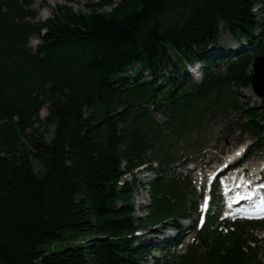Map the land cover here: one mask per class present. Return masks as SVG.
Instances as JSON below:
<instances>
[{
    "label": "trees",
    "instance_id": "trees-1",
    "mask_svg": "<svg viewBox=\"0 0 264 264\" xmlns=\"http://www.w3.org/2000/svg\"><path fill=\"white\" fill-rule=\"evenodd\" d=\"M31 3L0 0V264H261L249 223L224 234L207 222L185 253L154 256L163 243L135 231L190 214L184 179L157 176L144 218L131 200L134 169L166 172L228 110L264 132V95L261 107L239 97L264 55V0H94L44 21ZM195 61L198 81L185 72Z\"/></svg>",
    "mask_w": 264,
    "mask_h": 264
},
{
    "label": "rangeland",
    "instance_id": "rangeland-1",
    "mask_svg": "<svg viewBox=\"0 0 264 264\" xmlns=\"http://www.w3.org/2000/svg\"><path fill=\"white\" fill-rule=\"evenodd\" d=\"M94 2L88 1V0H32L31 3V9L34 12L35 21H43L46 20L47 18L52 17V10L57 8L58 6L65 5L68 7H71L73 11L76 12H88L89 10L85 6L86 3ZM105 10H109L110 7H105ZM254 13L256 14L258 12V6H255L253 9ZM37 38L35 36L31 37V40L29 42V45L34 48L36 44ZM219 44L227 45L228 47H234L235 45V40L233 39L231 33L228 30H223L221 31L219 35ZM200 70L197 68L194 70L190 76L192 75L199 76ZM239 97H250L251 101H259V97L254 94L253 90L251 87L248 88H242L241 94ZM250 101V102H251ZM252 104V103H251ZM47 113L46 108H44L41 113L39 114L42 120L44 121V117ZM157 119L159 121H163V118L161 117L160 114H155ZM239 114L233 113V112H228L226 113V118H223L219 120L215 125L203 129V132L205 134L206 132V137L204 140L206 141V146H209V150H204L200 155H197L196 158L193 159L194 162V168L193 170L191 169L190 171H187L185 168L182 166L177 167L178 161L174 163V166L171 167L172 172L176 175L177 173H183V172H189L188 174L190 175L189 177L191 178V183L190 186H192V192L191 189H189L190 193L187 195V200L188 204L190 205L192 200L198 201L200 204L199 200V193H203V184L204 180L207 176V173L210 169L215 166V164L220 163L221 157L225 156L226 153H230L232 150H234L237 146L245 145L249 143L248 141L251 142L250 138L248 137L247 134H242L240 130L238 129L239 126V120L240 117L238 116ZM45 127V140L49 141L52 137V132L54 129V123L53 122H48L46 123ZM192 138V137H190ZM212 147H216V149H213ZM253 149V148H252ZM255 151V154L251 157L248 158V163L250 164L251 161L253 162H259V160L264 159V147H261L260 149H253ZM223 154V155H222ZM201 155H203L201 157ZM33 168L36 172L41 171V165L38 161L33 162ZM199 173V174H198ZM184 175V174H183ZM147 175H145V172L143 170H140L137 172V178L140 179L141 184H138L135 187L134 193H133V199L134 202L136 203L137 207H140L139 210H136V214L138 215H145L147 210L144 209L146 203L144 204L145 201H147V196L146 194L148 186H143L142 183L147 181ZM195 177V178H194ZM143 206V208H142ZM193 217L195 216V213L192 214ZM192 219L190 220H184V223L191 222ZM193 233V232H192ZM192 233L186 234V240H190L192 238ZM258 235L261 237L263 235L262 231L258 230ZM261 243L259 245V251H258V257L259 260L261 261L262 264H264V238H261ZM54 248H60L63 247V244H54ZM180 249H185V245L181 248L179 247L177 250Z\"/></svg>",
    "mask_w": 264,
    "mask_h": 264
},
{
    "label": "water",
    "instance_id": "water-1",
    "mask_svg": "<svg viewBox=\"0 0 264 264\" xmlns=\"http://www.w3.org/2000/svg\"><path fill=\"white\" fill-rule=\"evenodd\" d=\"M251 88L259 96L264 94V56L254 58Z\"/></svg>",
    "mask_w": 264,
    "mask_h": 264
},
{
    "label": "snow or ice",
    "instance_id": "snow-or-ice-1",
    "mask_svg": "<svg viewBox=\"0 0 264 264\" xmlns=\"http://www.w3.org/2000/svg\"><path fill=\"white\" fill-rule=\"evenodd\" d=\"M248 215L251 217V215H253V214L249 213ZM254 215H256L260 218H264V200L261 201V204L258 207V209L255 211Z\"/></svg>",
    "mask_w": 264,
    "mask_h": 264
},
{
    "label": "bare ground",
    "instance_id": "bare-ground-1",
    "mask_svg": "<svg viewBox=\"0 0 264 264\" xmlns=\"http://www.w3.org/2000/svg\"><path fill=\"white\" fill-rule=\"evenodd\" d=\"M174 239V238H173Z\"/></svg>",
    "mask_w": 264,
    "mask_h": 264
}]
</instances>
